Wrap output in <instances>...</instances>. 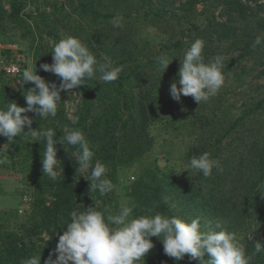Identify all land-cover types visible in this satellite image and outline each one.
<instances>
[{
    "label": "rangeland",
    "instance_id": "obj_1",
    "mask_svg": "<svg viewBox=\"0 0 264 264\" xmlns=\"http://www.w3.org/2000/svg\"><path fill=\"white\" fill-rule=\"evenodd\" d=\"M239 1L244 3V11L228 10L224 0H0V107L8 103L27 107L23 90L34 84L21 89L18 81L30 65L35 69L37 64V74L59 87V77L40 70V65L53 62V46L67 36L78 38L98 59L108 57L113 66L121 68L118 79L111 83L94 78L89 85L62 91L54 118L41 120L35 113H27L33 118L32 126L54 129L57 139L65 129L81 130L89 142L99 135L107 138L100 151L96 144L90 146L95 153L93 166L96 161L106 166L107 178L114 185L111 192L101 195L90 191V181L82 176L90 175L91 168L77 174L75 155L65 163L57 152V178L44 175L42 157H34V150L46 146L42 138L41 142L34 141L32 136L22 134L10 143L2 137L3 146H8L0 152L3 259L9 257L19 238L31 257L49 249L46 252H53L58 228L70 222L74 211L95 207L116 214L121 205H134V217L140 216L135 209H171V215L186 221L200 218L202 230L235 233L252 257L251 264H257L254 244H264V127L262 121L254 124L264 119V46L253 49L251 45L258 35L264 36V0ZM96 12L121 17L122 26L114 27L111 21L98 18ZM196 39L204 41L205 62L217 55L223 57L225 76L218 93L200 105L191 96H182L177 102L170 94L171 83L179 79L180 57ZM162 55L171 62L166 71L157 63ZM10 65L18 66L20 74H9L5 68ZM247 111L250 114H245ZM112 118L115 122L107 125ZM134 132L142 142L140 154L136 153L128 168L119 167L115 175L111 165L114 159L119 163L116 152H121ZM114 144L116 151L107 163L101 156L107 155V148L112 149ZM202 149L219 161V168L213 169L214 180L187 170L190 159L201 155ZM222 160L227 162L225 169ZM66 183L70 187L65 188L67 196H63L69 201L68 211L57 217L55 225H44L35 207H52L59 188ZM137 183L150 189L135 197L133 186ZM260 187L263 196L254 201ZM158 188L166 189L160 197L155 194ZM212 190L224 192L216 199L223 200L228 209L215 208ZM228 198L230 203L226 204ZM208 202H212V208L206 205ZM151 239L163 250L158 237ZM209 258L205 254L203 259ZM24 260L23 255L13 264ZM164 264L201 262L188 256L179 262L168 257Z\"/></svg>",
    "mask_w": 264,
    "mask_h": 264
},
{
    "label": "clouds",
    "instance_id": "obj_2",
    "mask_svg": "<svg viewBox=\"0 0 264 264\" xmlns=\"http://www.w3.org/2000/svg\"><path fill=\"white\" fill-rule=\"evenodd\" d=\"M111 23L114 27H120L122 18L116 16ZM257 46H264V36L256 37L252 48ZM203 49L204 41L196 39L180 57L179 79H174L170 85V94L175 101L181 102L182 96H191L200 105L216 95L223 86V57L217 55L205 62ZM51 53L53 62L41 64L40 70L59 77V87L55 82H48L37 74V64L35 69L31 65L26 68L22 80L18 82L21 89H25L24 85L28 83L34 84V87L23 90L27 107L17 103L0 107V136L6 137L10 143L22 134L32 136L34 141L41 142L42 138L46 144L42 153V171L52 180L57 178L59 172L57 145L64 146L72 158L75 155L77 174L91 168L90 175L82 176L90 181V191L107 194L113 190L114 185L107 178V169L103 163L96 161L93 166L95 153L85 134L79 129H65L57 139V132L52 128L32 129L33 118L27 113H35L41 120L54 118L62 91L71 92L82 85H89L88 82L94 78L103 83H111L118 79L121 68L113 66L108 57L98 59L73 36L60 39ZM157 63L166 71L171 62L166 55H162L157 58ZM67 145L75 147L77 154L69 152ZM7 147L0 148V152ZM214 168H219V161L205 152L198 157L193 156L187 170H196L208 178L212 176ZM134 207L121 205L116 214L107 209L96 210L95 207H87L86 211L80 213L74 211L45 264H139L154 247L152 237H158L163 243L165 255L177 262L188 256L193 261L199 259L201 264H251L252 257L246 254L235 233L226 229L202 230L200 218L186 221L159 212L134 217ZM148 211L152 212L151 209ZM217 228H220L219 224ZM254 247V254L264 252V244L259 241ZM205 254L210 257L208 260L203 259ZM22 264H41V256L27 258Z\"/></svg>",
    "mask_w": 264,
    "mask_h": 264
},
{
    "label": "trees",
    "instance_id": "obj_3",
    "mask_svg": "<svg viewBox=\"0 0 264 264\" xmlns=\"http://www.w3.org/2000/svg\"><path fill=\"white\" fill-rule=\"evenodd\" d=\"M224 3H225V6L228 10H234L236 8H241V11H244V9L242 8V6H244V3H241V1L239 0H224ZM19 12V11H18ZM97 14V17L98 18H102L103 20H109V21H112V19L114 17H116V15L114 14H100V12H96ZM225 38H228L225 37ZM252 46V45H251ZM258 47H262V46H257ZM132 70L131 72L128 74V76L126 77V79L128 78L131 79L132 78ZM17 76V74L15 75ZM125 79V80H126ZM118 84H120V86H122V81H120ZM140 105V103L138 104ZM135 106H136V103L134 101V104L132 106V109L135 110ZM128 111H129V114H130V118L132 120H134L135 118L133 117V113H132V110H131V107H128L127 108ZM245 114H250V111H247L245 112ZM262 121V123H260ZM264 119L260 120L259 122L255 123L254 125H257V124H261V127H264ZM115 122V119H111L110 121H108L106 124L107 125H110V124H113ZM32 129L34 130H38V128L36 126H32ZM2 137L3 136H0V148L4 147L3 146V140H2ZM107 142V138H105L104 136L102 135H99V136H96V138L94 140H92L90 143L91 144H96L97 147H98V151H100V147ZM142 142H140L139 140V137L135 135V132H134V135L132 136L131 139L127 140L126 139V143L124 142V147H122L121 149V152H119L117 150L116 153H118V156H120L118 159H119V163H117L115 161V159L113 160V164L111 165L112 167V170L114 172V174L116 175V171L119 167L121 168H128L131 161H134L136 158H137V152L138 154H140V151H141V145ZM226 146H228V143L226 144ZM69 146V152L73 153V151H77V149L71 145H67ZM126 146H129V150L126 149ZM112 149L109 147L107 148V155H102V159L105 161V162H110V155L115 153V149L117 147V144H114L113 146H111ZM43 148V147H42ZM210 147H208L207 149L205 150H208ZM16 149L20 150L22 149L21 147H16ZM58 149V154L59 156L61 157V159L67 163L68 162V159H72L71 155L65 150L64 146H60V147H57ZM43 149H37V150H34L35 151V155L34 157H38L37 159H40L42 157V153H43ZM103 150V148L101 149ZM205 150H201L202 154L207 152ZM226 150V149H225ZM109 155V157H108ZM261 165L264 163V155H261ZM1 157V155H0ZM220 159V158H219ZM1 160V159H0ZM73 160V159H72ZM72 160L70 162H72ZM221 160V159H220ZM69 162V163H70ZM223 168L225 169L226 166H227V162L226 160H222L221 162ZM225 174V172L223 173L222 171V176ZM114 175V176H115ZM113 176V177H114ZM211 179L214 180L213 176H210ZM67 180L69 182V184H71L72 182V179H71V176L69 175L67 177ZM68 183L64 184L65 187H62V188H59V191H58V195L56 196L57 199L56 201L53 203V206L52 207H48L46 205H44V207L42 208V210H39L40 208L39 207H35V211L37 212L38 215L41 216L42 218V222H45L46 224L44 225H52L56 223V220H57V217H59L60 214L63 213V211H68V199L67 198H64L63 195H66L67 196V193L64 192L65 188L66 187H70ZM146 189H150L149 186H145L143 183H137L135 186H133V196L137 197L138 195H142L146 192ZM258 189V190H257ZM256 189V195H254L255 197H253V200L256 201L259 196V199L262 198L263 196V189L262 187L260 188H257ZM164 191H166V189H162L160 190V188H158V190L156 191L155 190V194H159V196L157 197H160V194L163 193ZM216 190H212V201L214 202L215 204V208L218 207V210L219 211H222V210H226L228 209V205H225V203H223V200H220V199H216L217 197L219 196H222L224 194V192H221L220 190L215 192ZM65 193V194H64ZM72 192L69 191V194H71ZM164 194V193H163ZM137 195V196H136ZM215 199V200H214ZM160 200L159 198H157V201ZM230 203V198H228L226 200V204H229ZM206 205L209 207V208H212L213 205H212V202H208L206 203ZM152 207H155V206H152ZM149 210V209H148ZM148 210H145V211H139V210H134L135 212L139 213L140 215H144L145 213H149ZM152 210V213L153 212H159V213H166L167 215L169 216H173L171 215L172 212H171V209H164V208H161V209H155L156 211H154V209H151ZM52 218L55 219V221H50ZM57 227V225H56ZM66 230V226H63L61 225L59 228H58V236H57V243H58V240H59V235H62L63 234V231ZM1 234H5V232H3L1 229H0V236ZM7 234H18L16 232H8ZM17 238H19L18 236H16ZM153 241V240H152ZM56 243V244H57ZM154 243V242H153ZM21 245V246H20ZM255 245V244H254ZM50 250V249H49ZM49 250H45L41 253V264L42 263H45V261L48 259L50 253L52 252H46V251H49ZM254 253H255V247H254ZM3 255H4V251L0 249V264H13V263H16L17 261L20 260V258L24 255L25 259L27 258H31V255H30V251L26 250L24 248V240L22 238H19V243H16L12 246V251L9 255V257L6 258L7 259H3ZM255 257L257 259V264H264V252H261L259 254H255ZM168 256L165 255L164 253V250H160V248H158L155 244H154V247L153 249L150 250V252L147 254V256L145 257V262L144 264H164L167 260ZM187 256L184 258L186 259ZM1 259H3L1 261ZM53 259H55V256H53Z\"/></svg>",
    "mask_w": 264,
    "mask_h": 264
},
{
    "label": "built area",
    "instance_id": "obj_4",
    "mask_svg": "<svg viewBox=\"0 0 264 264\" xmlns=\"http://www.w3.org/2000/svg\"><path fill=\"white\" fill-rule=\"evenodd\" d=\"M5 70L9 73V74H20V69L18 68V66H15V65H10V66H7L5 68Z\"/></svg>",
    "mask_w": 264,
    "mask_h": 264
}]
</instances>
